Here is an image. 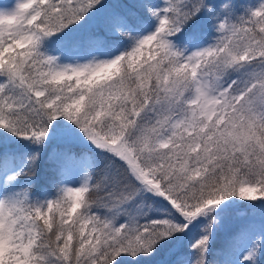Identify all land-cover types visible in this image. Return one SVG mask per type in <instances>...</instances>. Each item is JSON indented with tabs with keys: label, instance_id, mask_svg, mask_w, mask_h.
Listing matches in <instances>:
<instances>
[{
	"label": "snow or ice",
	"instance_id": "obj_1",
	"mask_svg": "<svg viewBox=\"0 0 264 264\" xmlns=\"http://www.w3.org/2000/svg\"><path fill=\"white\" fill-rule=\"evenodd\" d=\"M0 264H264V0H0Z\"/></svg>",
	"mask_w": 264,
	"mask_h": 264
}]
</instances>
